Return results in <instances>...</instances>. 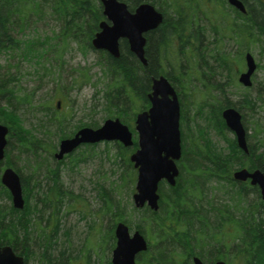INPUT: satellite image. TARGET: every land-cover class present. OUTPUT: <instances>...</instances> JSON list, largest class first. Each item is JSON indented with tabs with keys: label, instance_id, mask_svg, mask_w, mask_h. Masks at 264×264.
<instances>
[{
	"label": "trees",
	"instance_id": "obj_1",
	"mask_svg": "<svg viewBox=\"0 0 264 264\" xmlns=\"http://www.w3.org/2000/svg\"><path fill=\"white\" fill-rule=\"evenodd\" d=\"M119 1L124 2L129 11H133L140 3H150L163 14V20L158 28L146 35V66H143L128 50L125 40L119 44L120 56L118 58L100 52L104 57V61L101 62L105 78L108 80V86L102 95V112L106 117L108 115L117 117L125 125L131 127L136 113L149 107L146 96L150 92L152 79L159 74L166 75L181 99L184 97V91L187 92V96H191L193 87H195V79L191 75L193 71L199 74L200 68L203 69L202 75L205 78L203 86L208 88L206 81H209L207 78L210 77H206V71L213 69L210 65L202 64V53L205 54L209 49L206 44H203L204 34L199 29L200 25L192 22L195 18L193 9L201 7L209 9L213 6L215 11L212 12L216 14L227 3L226 0ZM243 3L247 10L246 15L232 9L234 16L240 19L229 20L230 23L227 21L228 29L223 31L222 29L220 31L212 29L216 37L219 35L224 37V32L228 31L240 48L246 45L245 40L247 39L251 38L255 43L264 40V4L261 2L254 4V0H243ZM229 8L231 9V7ZM101 10L98 0H0V53L11 50L17 51L27 60L40 58L44 53L43 48L41 47L39 50L40 44L32 40L33 36L27 37V35L31 34L29 26L49 16L59 23L62 38L57 41L56 45H60L61 41L69 40L86 44L92 49L90 41L98 30V23L103 19ZM220 15L223 14L220 13ZM239 23L242 24L239 25ZM213 44L217 56H212V59L218 58L221 62L229 60L228 56L219 49V45L215 42ZM33 62L37 63L38 59ZM43 72L46 76L44 69ZM48 72L50 73V71ZM178 72L180 76L177 75ZM181 76L183 78H180ZM81 78L80 74L76 77L78 80ZM18 80L20 78L14 80L12 75L7 78L0 76V123L8 129L5 162L2 161L0 164L4 162L5 167H11L19 174L23 194L27 196V183L29 179H35L34 174L42 165L38 161L42 154H46L47 157L55 161L53 153L56 150V144L50 138L55 137L56 141H59L62 138L70 137L76 129L83 126L82 124H80L81 126L79 124L70 126L67 117H62L61 114L56 115L52 109L46 106V101L36 100L34 90L21 89ZM74 82L75 86H80L78 82ZM239 97V100L231 103L238 110L244 108L252 112L256 110L257 102L264 104L263 93L255 96L254 99H251L250 95H239ZM229 104L226 100L218 103L214 109L209 107L211 105H202L204 112L202 114L201 110L198 115L205 128L214 127L218 131L215 123L219 116V110ZM24 108L33 113L38 122L32 129L24 128L20 114ZM254 123L258 125L256 121ZM85 125L96 128V124L91 122ZM193 128L196 129V133L191 128L188 133L184 132L182 137V139L191 138L192 144H190V148L188 145L186 148L182 145L185 170L180 175L177 184L175 187H167L166 193H160L158 211L153 212L144 208L140 214L139 219H144V222H149L151 225L150 230L158 243L154 247L152 256L148 257L151 249L141 254L139 264H190L189 258L192 256H201L206 261H210L214 254L226 258L229 256L231 261H236L237 264H264L262 241L264 237V203L259 198L257 199V208L249 210L246 199L243 201L245 196L235 190L234 186L226 184L216 177L217 169L223 168L225 171V165H234L229 162L231 157L208 142L203 145L206 151V155H203L198 146L199 142L202 144L203 132L198 127ZM12 151L17 153V159L21 157L26 160L31 175L22 176L21 170L15 167L16 164L11 163L9 155ZM251 165L254 166V163L252 162ZM200 169H203V175H198L197 171ZM44 175L50 186L47 185L49 194L43 191L42 194H45V197L51 195L50 205L51 203L54 205L55 197H59L61 200L67 193L61 188L57 167L48 168ZM203 180H206L205 183ZM33 185H35V189H39L38 182L34 181ZM224 187V193L232 201V206H222L218 204L219 202L203 204L202 201H199L200 197L198 196L207 190L218 192ZM1 201H4V204L0 205V245L12 247L18 255L24 257L27 264L26 249L30 239L27 232L32 217L35 215L34 210L37 208V204L32 206V210L27 199L22 210L13 208L8 191L0 184V203ZM237 201H243L245 207L237 206ZM113 207L115 210H120L116 204ZM226 207L230 210L234 208L235 211H241L240 214H237L238 218L235 221L231 218L227 219L228 223L233 225V230L237 232L235 240H238L237 242L234 240V244L229 247L226 246V239L231 235L228 225L217 224L223 215H229L228 211H224ZM108 209L110 210V208ZM36 211L38 210L36 209ZM117 219L123 220L121 215H118ZM123 222L127 223L125 220ZM32 225L34 226L33 223ZM217 232L221 233L222 239L214 246L210 242L215 241ZM38 238L39 246L43 249L37 260L38 264H63L68 259L64 252H60L55 258L51 257L47 250V245H49L47 232L43 231Z\"/></svg>",
	"mask_w": 264,
	"mask_h": 264
},
{
	"label": "rangeland",
	"instance_id": "obj_2",
	"mask_svg": "<svg viewBox=\"0 0 264 264\" xmlns=\"http://www.w3.org/2000/svg\"><path fill=\"white\" fill-rule=\"evenodd\" d=\"M257 2L264 4V0H254V4ZM213 10L215 11L213 6L209 9L205 7L193 9L195 18L192 22L200 25L199 29L204 34L203 44H206L209 49L205 54L202 53L201 61L202 64L212 66L213 70L206 71V77H210L207 78L209 81H206L208 88L203 86L205 80L202 75L203 69L200 68L199 74L193 71L191 76L195 79V87H193L191 96H187L185 91L183 99L179 96L180 131L183 137L184 132L188 133L191 128L196 133V129L193 127H198L203 132L202 144L197 142L203 155H206L203 144L208 142L228 156V146L220 145L221 139L218 137V131L214 127L205 128L198 113L202 110L203 114L202 105L204 104L211 105L209 107L214 109L218 103L226 100L229 103L236 102L240 99L239 95H250L251 99H254L260 93L264 94V40L255 43L250 38L245 40L246 45L240 48L228 31L224 32V37L220 35L216 37L212 29H219V31L222 29L223 31L228 29L227 21H236L240 18L234 16L232 9L227 5L220 8L216 14L212 12ZM241 24L239 23V25ZM29 29L31 34H28L27 37L33 36L32 40L40 44L39 50L42 47L44 53L40 58L27 60L17 51L1 52L0 76L7 78L12 75L14 80L20 78L18 85L21 89L34 90L36 100L46 101V106L52 109L56 115L61 114L62 117H67L68 123L72 127L78 124L86 127L85 124L91 122L96 124V128H99L105 119L117 118L109 117V115L106 117L102 112V95L108 86V80L104 75L101 62L104 61V57L100 52L89 48L86 44L69 40L61 41L57 47V41L61 40L62 36L59 23L52 20L50 16L37 21L34 25L29 26ZM214 42L219 45V49L228 56L229 60L221 62L218 58L212 59V56L216 55L215 47L213 48ZM49 46L51 47L48 48ZM245 52L251 53L257 64L251 88H244L237 82L238 74L244 70L243 54ZM37 59L38 62L34 63L33 61ZM240 68L242 70L239 72ZM78 74L81 75V80L76 79ZM177 75L180 76L179 72ZM74 81L78 82L80 86H75ZM15 88L17 89V86ZM251 101L254 102V100ZM57 102H60L59 109L56 108ZM255 109L252 112L242 109L240 112L244 116V123L248 127V131L251 132L250 136L261 139L264 136V104L257 102ZM20 114L24 128L32 129L37 125L38 122L34 114L26 108ZM255 121L258 125H255ZM133 127L134 121L129 127L131 133ZM256 128H262L259 129L260 133L256 134ZM185 139H182V145L184 148L186 145L190 148L192 139ZM50 140L55 142L57 150L59 141H56L55 137ZM133 142H135L134 137ZM136 150L135 143L130 147H123L118 142H102L81 146L62 161H54L46 154H42L41 159L38 160L42 165L34 174L35 179H29L27 183V196L23 194L24 200L28 199L31 207L37 204V208L34 210L35 215L32 217L27 232L30 238L26 249L27 264H38L37 260L43 251L39 246L38 236L42 235L43 231L48 233L47 250L51 257H57L60 252H64L65 256H68L63 264H110L112 250L115 247L114 227L116 223L124 220L127 222L125 224L129 227L130 232L140 228L139 232L150 244L151 252L148 257L152 256L158 240L150 230L149 222L139 219L143 209H136L132 198L135 194L136 171L130 161V156ZM16 157L17 153L12 151L9 155L11 163L16 164L15 167L21 170L22 176L31 175L26 160ZM4 162L0 164V176L1 171L5 168ZM205 163L209 164L207 161ZM55 167L59 170L61 188L67 195H64L65 197L61 200L59 197H55V204L51 203L50 205L51 195L45 197V194H42V191L49 194L47 187L50 186L44 174L48 168ZM202 170L197 171L198 175H203ZM34 181L38 182L39 189H35ZM205 181L203 180V183ZM160 185L158 194L166 193L169 186L164 182ZM227 189L229 190L228 187ZM224 192L225 187L218 192L207 190L198 196L200 197L199 201H202L203 204L219 202L218 204L222 206H232V201L227 198ZM254 194L257 195L254 189H248L247 197L243 200L246 199L249 210L256 209L258 205V196ZM243 201H237V206L245 207ZM3 204L4 201H1L0 205ZM114 204L118 205L120 210H115ZM238 212L240 211H235L234 214L237 215ZM260 214L263 213L260 212ZM118 215H121L123 220L117 219ZM232 232L226 239L227 247L232 245L231 243L237 238V232L235 230ZM219 237L222 239L221 236ZM237 241L235 240V242ZM207 242L209 241L207 240ZM210 243L214 246L218 244L213 241ZM231 260L229 257L228 264H237L236 261L232 262Z\"/></svg>",
	"mask_w": 264,
	"mask_h": 264
},
{
	"label": "water",
	"instance_id": "obj_3",
	"mask_svg": "<svg viewBox=\"0 0 264 264\" xmlns=\"http://www.w3.org/2000/svg\"><path fill=\"white\" fill-rule=\"evenodd\" d=\"M99 2L104 20L99 23L98 31L91 40L92 48L118 58L119 42L126 40L129 51L143 66H146L144 34L158 28L163 20L162 14L150 4H140L133 12H129L125 3L119 0H99ZM227 2L239 12L245 13V8L239 0H227ZM245 64L246 71L239 76V82L248 87L251 85L250 78L256 67L249 53L245 55ZM147 97L150 108L137 114L135 119L134 129L138 136V150L130 156V161L137 169V178L136 193L132 198L136 208L146 205L150 210L157 211L159 182L164 180L173 187L178 176L175 161L181 156L179 104L174 89L162 76L152 80L151 92ZM57 107L59 108V103ZM222 117L227 128L236 134L239 148L246 152L239 113L231 108L225 110ZM7 133V127L0 124V162L4 159ZM104 141H118L123 146L129 147L132 145V135L118 119H108L97 129L84 127L73 137L62 139L54 159L62 160L65 155L72 153L82 144ZM234 178L241 181L250 178L251 184L259 187L264 201V164L262 171L248 173L246 170H241L234 174ZM0 182L11 196L13 208L22 210L24 200L19 175L12 168H6L1 173ZM114 235L116 244L112 251L111 264H135V257L147 250L144 237L138 231H134L131 235L128 227L122 222L116 224ZM0 264H25V261L12 247L0 246ZM193 264L202 263L199 258L194 257ZM216 264H224V262L218 261Z\"/></svg>",
	"mask_w": 264,
	"mask_h": 264
},
{
	"label": "flooded vegetation",
	"instance_id": "obj_4",
	"mask_svg": "<svg viewBox=\"0 0 264 264\" xmlns=\"http://www.w3.org/2000/svg\"><path fill=\"white\" fill-rule=\"evenodd\" d=\"M241 2L243 3V0H241ZM175 91H176L178 100L180 101V97L178 96V92H177V90H175ZM229 107H234V106H232L231 103H230L229 106L226 105L222 109L220 108L219 116H218V119L216 120L215 125L218 128V133H219L218 137H220V139H221L220 140L221 141L220 145H225V146L227 145L228 146V147L227 146L226 147L228 148L229 155L231 157L230 158L231 160L229 162L233 163L234 165L233 166L225 165V171H223V168L217 169L216 177L220 181H223L226 184L234 186L244 196L247 195V190L248 189H251V190L254 189L259 194V190H258L257 186H252L251 185V180L249 178L246 179V180H243V181L237 180V179L234 178V174H235V172H238L240 170H246L248 173H252L255 170L262 171L263 161H264V156H263L264 151L262 152V149H263L262 145H264V136L261 139H258L255 136H250L251 132L248 131V127L244 123V116L241 114V112L239 110V113H240V116H241V124H242V127L244 129L245 145L247 147V151L246 152L244 150H241L238 147V141H237L236 134L226 127L225 121L222 118L223 111L226 108H229ZM259 129H262V128H256V130H257L256 134L260 133ZM263 131H264V129H263ZM203 145H205V144H203ZM182 154H183V148H181V158H180L179 161L176 162V167H177V170H178V177L176 178V184H177L178 179L180 178V175L185 170V168L183 166L184 162H183ZM252 162L254 163V166L251 165ZM160 186L161 185H159V187ZM224 211H228L229 215H223L221 220L217 221V224L218 223L219 224L220 223L227 224L229 233L232 234L233 233L232 230L234 229V227H233V225L231 223H228L227 219L231 218V219H233L235 221L238 218V216L234 214V212H235L234 208L232 210H230L228 207H226V208H224ZM240 213H241V211H240ZM240 213L238 212V214H240ZM220 235H221V233H219V232H217L215 234L214 243H218L219 240H221L220 237H219ZM226 242H227V240H226ZM225 256H227V255H225ZM193 257L194 256L189 258L190 264H193L192 263ZM198 257L201 260L202 264H215L216 262L221 260L220 259L221 257L215 256V254L213 256H211V260L210 261H206L201 256H198ZM139 258L140 257H137L136 264L138 263ZM224 258H225V261H224L225 264H228L229 256H228V258H226V257H224Z\"/></svg>",
	"mask_w": 264,
	"mask_h": 264
},
{
	"label": "bare ground",
	"instance_id": "obj_5",
	"mask_svg": "<svg viewBox=\"0 0 264 264\" xmlns=\"http://www.w3.org/2000/svg\"><path fill=\"white\" fill-rule=\"evenodd\" d=\"M240 110H242V109H244V108H239ZM247 111H249L248 109H246ZM249 112H251V111H249ZM251 115H252V113H251ZM245 197H247V195L245 196Z\"/></svg>",
	"mask_w": 264,
	"mask_h": 264
}]
</instances>
